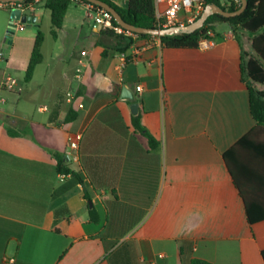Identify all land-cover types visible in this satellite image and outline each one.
<instances>
[{"label": "crops", "instance_id": "0c3cea01", "mask_svg": "<svg viewBox=\"0 0 264 264\" xmlns=\"http://www.w3.org/2000/svg\"><path fill=\"white\" fill-rule=\"evenodd\" d=\"M46 11L10 32L12 11L0 7V84L23 78L20 93L0 87V264H264V127L230 27L219 24L207 50L132 35L121 51L127 41L103 36L88 4L74 2L44 80L43 57L26 84ZM231 150L245 197L225 159ZM54 154L82 181L62 179Z\"/></svg>", "mask_w": 264, "mask_h": 264}, {"label": "trees", "instance_id": "16d2710c", "mask_svg": "<svg viewBox=\"0 0 264 264\" xmlns=\"http://www.w3.org/2000/svg\"><path fill=\"white\" fill-rule=\"evenodd\" d=\"M34 0H26L25 3L28 4ZM115 8L117 12L121 15L125 22L134 25L136 27L144 28H164L160 25L157 18L156 6L154 0H128L125 7L118 5L114 0H102ZM248 7L246 11L240 16L233 18H226L221 15H212L208 18L204 27L193 32V33H181L171 36H166L160 38L162 43L169 48H198L200 40L206 37V33L209 30H213L217 35V26L219 24H226L232 30L234 38L240 44L242 48V74L243 79L246 82L247 89L249 92V100L251 112L256 121L257 125L264 127V0H247ZM76 0H44L43 7L50 12L51 15V35L54 40H57L60 30L63 28L65 17L69 10V7ZM89 5H93L95 8H100L97 5L89 3L85 0H81ZM218 5L227 11H236L242 6L241 3H228L226 0H205V5ZM200 15L195 19L197 20ZM113 24L118 26L115 19H113ZM189 24V23H186ZM126 31V30H125ZM103 36L116 37L118 39L126 40L127 44L121 49L125 51L129 46L133 44V39L129 36L117 34L112 30H101ZM143 38H154L152 35H142L136 34ZM245 34L251 36L252 41V54L249 55L243 47V37ZM44 34L39 29L31 60L25 74V83L28 84L32 81L35 70L38 65L43 62V48ZM263 88H260L262 87ZM134 126L136 130L141 132L148 140L149 146L151 148H157L159 146L158 141L143 127L139 115L134 116L133 119ZM12 135H16L14 132H10ZM250 139V135L247 136L241 143H239L235 148L244 146L246 141ZM58 164L57 171L60 174L71 175L76 181L81 182V178L74 171H72L67 163L65 157L60 154H54ZM232 150L225 155V159L229 170L234 178L235 183L241 190L243 197L244 185L240 179L241 175H244L231 160ZM241 174H239V173ZM242 177V176H241ZM246 199V198H245ZM91 220L94 223L99 222L98 214L92 209L90 211ZM250 222H256V219L252 217L249 213ZM189 264H212L205 260L192 259Z\"/></svg>", "mask_w": 264, "mask_h": 264}, {"label": "built area", "instance_id": "2783aa9c", "mask_svg": "<svg viewBox=\"0 0 264 264\" xmlns=\"http://www.w3.org/2000/svg\"><path fill=\"white\" fill-rule=\"evenodd\" d=\"M44 0H34L26 4L25 2L21 3H2L0 2V7L6 8L10 11L15 9L21 11V16H26L28 14H33L38 7L43 4ZM81 2V0H76ZM228 3H241V0H226ZM157 12V18L160 25L164 28L185 25L187 22H193L199 15L202 14L206 5L205 0H154ZM90 11L93 13L95 23L101 28V30H112L117 34H122L126 36H132L133 33L125 31L121 26H115L113 24V15L106 9L95 8L93 5H89ZM164 7V8H162ZM184 14L186 17V23L181 21V15ZM13 23L16 25V28L23 29L26 26V23L13 20ZM217 35L213 30H209L206 33V37H203L200 40L199 48L200 49H210L214 47L217 43ZM85 54V53H84ZM121 58L125 61L126 54H121ZM83 66V65H82ZM78 77L82 73V67L77 69ZM0 87L8 90L20 93L22 91V86L15 77H7L4 81L1 82ZM141 90V88H139ZM69 97L72 100V95L69 94ZM81 139L80 135H77L75 138L70 139L69 146L65 151V156L68 159L76 160L77 155L75 152L79 148V141ZM67 175L61 174V178L64 179Z\"/></svg>", "mask_w": 264, "mask_h": 264}, {"label": "water", "instance_id": "95a60500", "mask_svg": "<svg viewBox=\"0 0 264 264\" xmlns=\"http://www.w3.org/2000/svg\"><path fill=\"white\" fill-rule=\"evenodd\" d=\"M26 0H0L2 3H21L25 2ZM89 3H92L94 5L99 6L100 8L108 10L116 20L117 24L121 26L124 30L129 31L131 33H136V34H148L152 35L154 37L162 38L166 36H171V35H176V34H181V33H193L202 27H204L205 23L207 22L208 18L212 15H221L226 18H233L240 16L243 14L247 7H248V1L247 0H241L242 6L240 9L236 11H227L223 9L222 7L218 5H208L205 7L204 11L200 15V17L185 25H178V26H173V27H168V28H144V27H136L134 25H131L127 22L124 21V19L121 17V15L117 12L115 8L107 4L106 2L102 0H85ZM12 19L16 21H20L22 23H30V17L27 16H21V11L20 10H13L12 11ZM16 29V25L12 22L9 30L10 32H13ZM124 99H127L132 102V111L134 114H137L138 112V104L135 102V95L132 93V91L128 90L127 88L124 87L123 89V97Z\"/></svg>", "mask_w": 264, "mask_h": 264}, {"label": "rangeland", "instance_id": "374dc122", "mask_svg": "<svg viewBox=\"0 0 264 264\" xmlns=\"http://www.w3.org/2000/svg\"><path fill=\"white\" fill-rule=\"evenodd\" d=\"M127 3L128 0H126V5ZM51 28H52L51 16L50 13L46 11L45 17L43 19V23L39 28L44 34V43H43V51H42L44 57V63L40 66L39 72H37L36 81L44 80L45 69L46 67L50 66V64L52 63V57L57 52V44H56V40H54L51 35ZM14 76L19 79L22 78L20 75H14ZM260 88H263V86Z\"/></svg>", "mask_w": 264, "mask_h": 264}]
</instances>
